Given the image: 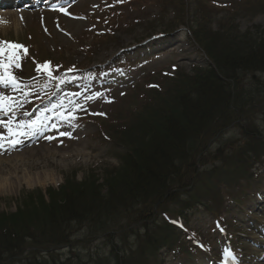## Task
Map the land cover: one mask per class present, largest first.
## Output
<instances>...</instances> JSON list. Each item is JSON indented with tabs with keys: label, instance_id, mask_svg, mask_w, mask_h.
Masks as SVG:
<instances>
[{
	"label": "trees",
	"instance_id": "obj_1",
	"mask_svg": "<svg viewBox=\"0 0 264 264\" xmlns=\"http://www.w3.org/2000/svg\"><path fill=\"white\" fill-rule=\"evenodd\" d=\"M194 2L180 6L173 21L189 29L207 70L179 73L126 108L123 121L111 125V141L126 152L119 168L105 170L103 184L95 174L79 182L73 173L58 190L47 189L48 200L41 190L22 193L17 212L0 214V264H153L161 250L180 254L194 243L208 248L211 237L190 222L201 207L236 244L235 226L224 214L244 208L262 183L256 161L264 160V131L256 117L264 114V29L241 33L237 7L214 29L211 13L219 5ZM256 74L262 76L255 81ZM248 80L260 91L246 95ZM232 127L242 141L213 150ZM83 230L104 238L109 254L57 260L54 252L81 243L73 236ZM32 248L38 249L22 257Z\"/></svg>",
	"mask_w": 264,
	"mask_h": 264
},
{
	"label": "rangeland",
	"instance_id": "obj_2",
	"mask_svg": "<svg viewBox=\"0 0 264 264\" xmlns=\"http://www.w3.org/2000/svg\"><path fill=\"white\" fill-rule=\"evenodd\" d=\"M216 1L220 3L216 2L219 7L211 13L212 25L215 23L217 26L218 20L228 15L230 7H237V21L241 33L264 28V8L257 7L264 0ZM61 5L60 8L48 7L32 11L0 10V31L6 38L28 45L26 40L30 37L32 51L36 54H33V57L38 58L41 65L51 62L54 75H65L62 76L64 81L59 80V83H56L55 79L49 82L46 79L47 74L43 71L38 73L34 61L24 57L18 77L29 85V89L25 91L31 93V100L38 98L43 102L36 105L33 111H25L20 117L16 114L17 120L36 119L42 111L52 108L68 93H82L83 95L75 99L87 109L76 112V127H69L68 124L54 119L56 112H47L49 122L56 125L55 128L49 127L34 137L24 138V142L15 150L0 153L9 157L19 152L27 158L28 167L36 168L32 172L33 175L52 174V181L45 185L27 187L23 184L20 188L14 185L8 186L5 192L0 191V213L17 212L22 206L21 195L26 191L41 190L45 195L48 187L58 188L63 185L69 172H78L79 178L82 179L86 174H90L91 170H103L106 166L118 165L117 150L108 144L105 145L95 135L98 125L89 120L83 123L78 120L94 118L97 115H104L109 120L116 119L122 115L127 105L133 104L135 96L147 90V85L163 86L168 78L165 74H174L173 68L188 72L193 64L206 66L197 48L187 37L188 28L175 27L172 17L181 16V7L177 3L162 8L161 0H63ZM243 6L253 10L242 8ZM61 8L66 11H60ZM109 31H114V38L110 36ZM150 35L155 37L147 38ZM124 57L128 63L120 66L118 63ZM72 66L74 70H83L69 71ZM14 69V72H18ZM28 73H32L37 79H25L24 76ZM80 74H84L87 79ZM262 80L264 81V76ZM46 83L47 87L44 86ZM246 85L244 92L248 96H251L252 91H260V88L249 80ZM0 92L23 99L20 92L6 89L3 85H0ZM96 92L102 93V96L93 101H84V96ZM136 105L137 103L134 104ZM7 118L0 115V119ZM256 121L258 127L264 131V114L260 113ZM0 131L3 129L0 128ZM60 132H70L71 136H61ZM47 137L53 139L49 140ZM239 140L242 141L240 129L232 127L219 142L214 143L213 150L220 146L228 147L233 141ZM28 150L32 151L27 152ZM26 152L27 154H24ZM256 164V169L260 168L259 174L264 176V160L261 158ZM9 167L5 163L0 164V169L5 170L3 177H8ZM259 186L257 194L247 201L244 210L232 207L230 213L224 214L228 222L242 233L236 240V249L224 241V236L218 234L219 221L215 216L201 207L198 212L189 214L190 222L200 234L206 238L211 237L212 243L217 241L212 248V254L208 256L198 250V247L185 255H174L161 250L152 259V263L228 264L230 261L232 264H264V184ZM104 190L106 191V188ZM73 238L81 243L55 251L54 257L57 260L64 261L71 256H79L83 262H87L90 259L103 258L104 253L109 254L110 249L101 236L93 237L83 230L77 232ZM86 238H90V243H87ZM27 245L34 246L31 241H27ZM37 249L27 250L22 257ZM237 250L242 253L235 254ZM229 252L234 258L229 257ZM187 254L189 257H186ZM39 256H43L42 260L46 263L51 261L46 252ZM162 258L165 259L161 260ZM76 259L78 258L74 260Z\"/></svg>",
	"mask_w": 264,
	"mask_h": 264
},
{
	"label": "snow or ice",
	"instance_id": "obj_3",
	"mask_svg": "<svg viewBox=\"0 0 264 264\" xmlns=\"http://www.w3.org/2000/svg\"><path fill=\"white\" fill-rule=\"evenodd\" d=\"M123 2V0H119ZM60 11H66L61 8ZM28 53V49L19 43L0 41V85L4 88H11L14 92H20L23 99H19L13 95H7L4 92H0V115L7 116L6 120L0 119V153L10 152L17 148L18 145L24 142V138L34 137L49 127L55 128L56 125L49 122L47 112H56L57 115L54 119L66 123L69 127H76L74 122L78 119L77 111H87L86 107L75 99L77 96L83 95L82 93H68L65 97H61V100L53 105L52 108L42 111L40 116L33 120H17L16 109L23 106L28 102V96L31 94L29 91V85L25 83L22 78L16 76L13 69H20L22 67V59ZM70 69L69 71H73ZM36 71L40 73L43 71L47 74V81L56 79L53 73L51 62H45L42 65H38ZM37 79V78H33ZM47 87V83L44 85ZM102 93L96 92L92 95L84 96V101H93L100 98ZM67 99V103H65ZM30 115V113H25ZM61 136H71L70 132H60ZM51 140L53 137H47ZM229 257H233L231 252L228 253Z\"/></svg>",
	"mask_w": 264,
	"mask_h": 264
},
{
	"label": "bare ground",
	"instance_id": "obj_4",
	"mask_svg": "<svg viewBox=\"0 0 264 264\" xmlns=\"http://www.w3.org/2000/svg\"><path fill=\"white\" fill-rule=\"evenodd\" d=\"M32 150H28L30 152ZM24 153V154H27ZM27 158L23 156V154L17 152L12 156H2L0 155V164L5 163L7 167H9V175L8 177H3L5 170L0 169V191L5 192L8 186H17L20 188L21 186L27 185V187H32L35 185H45L52 181V174H35L32 172L36 168H30L26 164ZM228 264H232L229 262Z\"/></svg>",
	"mask_w": 264,
	"mask_h": 264
}]
</instances>
